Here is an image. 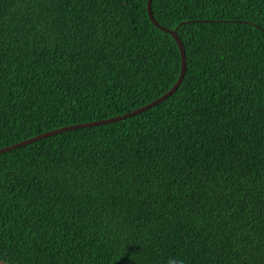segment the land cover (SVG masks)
I'll return each mask as SVG.
<instances>
[{"label":"trees","instance_id":"trees-1","mask_svg":"<svg viewBox=\"0 0 264 264\" xmlns=\"http://www.w3.org/2000/svg\"><path fill=\"white\" fill-rule=\"evenodd\" d=\"M146 2L0 0V148L166 93ZM151 12L181 84L0 153V260L264 264V0Z\"/></svg>","mask_w":264,"mask_h":264},{"label":"water","instance_id":"water-1","mask_svg":"<svg viewBox=\"0 0 264 264\" xmlns=\"http://www.w3.org/2000/svg\"><path fill=\"white\" fill-rule=\"evenodd\" d=\"M151 1L152 0H147V2H146L147 14H148V17H149L150 21L154 24L155 27L159 28L164 33H167V34L171 35L173 40L175 41L178 49H179L181 64H180V73H179V76H178V79H177L176 83L166 93H164L159 98L155 99L154 101H152L151 103H149V104H147V105H145L143 107H140L138 109L133 110L130 113H126V114H124L122 116L111 117V118L106 119V120H99V121H93V122H88V123L74 124V125H70V126L61 127L59 129H54L52 131L39 134V135H37L35 137H32L30 139L21 141V142H19L17 144H14V145H11V146H8V147H4V148H0V153L16 149V148H18L20 146H23V145L38 141L40 139L49 137L51 135H54V134H57V133H60V132L69 131V130L78 129V128H83V127H90V126H94V125H102V124H105V123H111V122H117V121H120V120H124L127 117H130V116H133V115H136V114H140L143 111L147 110L148 108H150V107H152V106H154V105L166 100L169 96H171L177 90V88L181 84V82L183 80V77L185 75V72H186L185 51H184L183 45H182V43H181V41H180V39H179V37L177 35V29L165 28V27L159 25L155 21V19L153 18L152 13L150 11V9H151ZM0 264H9V263H7V262H5L3 260H0Z\"/></svg>","mask_w":264,"mask_h":264},{"label":"clouds","instance_id":"clouds-1","mask_svg":"<svg viewBox=\"0 0 264 264\" xmlns=\"http://www.w3.org/2000/svg\"><path fill=\"white\" fill-rule=\"evenodd\" d=\"M166 264H184V261L178 257H169Z\"/></svg>","mask_w":264,"mask_h":264},{"label":"rangeland","instance_id":"rangeland-1","mask_svg":"<svg viewBox=\"0 0 264 264\" xmlns=\"http://www.w3.org/2000/svg\"><path fill=\"white\" fill-rule=\"evenodd\" d=\"M151 3H152V1H151ZM147 10V9H146ZM150 11H151V9H150ZM152 13V12H151ZM154 25V24H153Z\"/></svg>","mask_w":264,"mask_h":264}]
</instances>
